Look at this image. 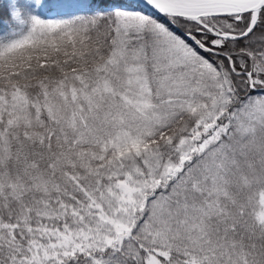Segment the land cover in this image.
I'll use <instances>...</instances> for the list:
<instances>
[{"label":"snow or ice","instance_id":"snow-or-ice-1","mask_svg":"<svg viewBox=\"0 0 264 264\" xmlns=\"http://www.w3.org/2000/svg\"><path fill=\"white\" fill-rule=\"evenodd\" d=\"M0 264H264V0H0Z\"/></svg>","mask_w":264,"mask_h":264}]
</instances>
